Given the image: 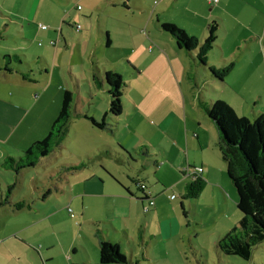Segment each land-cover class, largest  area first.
I'll list each match as a JSON object with an SVG mask.
<instances>
[{
  "label": "rangeland",
  "instance_id": "1",
  "mask_svg": "<svg viewBox=\"0 0 264 264\" xmlns=\"http://www.w3.org/2000/svg\"><path fill=\"white\" fill-rule=\"evenodd\" d=\"M110 1H117L118 6L121 8L125 2V0ZM136 2L137 4L143 3L147 9L163 6L159 0H131V5H136ZM77 3L83 6L82 10H76ZM213 5L216 6L217 4H212L206 0H176L174 6L167 10L158 11L163 8H157V14L162 15V19L166 21L165 23L175 24L179 29L184 30L189 37L195 38V41H193L194 49L192 50V55L196 60L193 59L192 78L195 80L194 82L188 81L185 75L181 78L178 77L179 72L175 70V65L170 63L167 54L172 58L175 57V62L176 60L182 64L185 62L186 67H188V62L191 59L189 57L186 59L183 51L175 48L170 51L164 45L160 47L158 40L149 39L148 32L144 34V57L142 55V58L138 60L139 65L143 68V73L140 76H134L135 73L129 69L125 56H123L129 50L124 51L122 49L123 42L119 40L120 45H118L117 51L115 46L110 49L101 47L98 52L100 60L98 59L97 62L100 75H103L104 69H110L120 74L122 80L130 85L124 90V92H128L122 99L128 102L133 100L137 106L135 108L129 107L127 109L129 113L127 114L124 111L120 117L121 124L119 128L115 127L118 125L116 122L110 120L108 123L113 124L112 131L98 129L84 117L74 116V111H72L67 124L66 135L60 144L54 147V152L41 159L36 167H25L17 173L13 169L7 171L10 172L13 181L11 178L9 179V176L2 173L5 171L4 166L0 167V182L5 187V190H0V193L4 195L6 193V183L12 182L11 184L15 183V185L10 194L11 198L14 201L25 198L32 202L33 198L40 194V189L44 185L43 181L45 179L43 176L47 175L49 181L50 177H53L51 181L56 180L58 179V170L67 167V164L74 160L75 156L90 155L101 143H115L113 146L117 150L119 149L117 141L119 144L122 142L123 145H121L126 149L128 147L127 150H131L129 152L136 158V162L130 159L132 160L131 163H123L122 166L128 173L141 179L138 184L136 183L137 186L140 183L143 184L147 193L150 187H154L155 191H159L158 203L167 202L169 208L175 207L170 215L165 213L156 215L151 206L149 207L151 210L144 213V217L135 223V231L138 229V225L146 228L143 237L137 240L146 250L143 252L145 256L140 254V256H135L132 259L134 264H264V241L252 249L249 260L234 255H225L216 248L217 240L229 233L232 228L238 226L236 215H234L237 212L236 205L233 207L231 200H229L230 206H225L221 196L223 210L220 207L217 211L212 212L213 207L210 204V201H212L211 189L204 187L197 199L189 200L192 204V207H190L192 212L186 217L183 215L180 206V202L184 199L179 197V191L176 188L167 184L168 179L178 172L170 169L167 165L162 167L161 165H155L154 157L142 154L139 157L143 158V162L140 163L138 155L132 151L146 146L150 153H155L163 145L165 146L166 140L153 137L145 128L144 117L147 120H160L166 114H174L175 119L172 127L175 133L178 118L185 107L187 113L194 115V121L198 119L201 123L205 122L202 126H206L207 117L195 106L196 101L194 102L192 99L193 92L196 94L200 91L202 98L207 100L208 103L216 100L225 102L234 110L237 116L246 117L250 121H253L259 114L264 113V0H227L223 7L214 8ZM117 10L121 13L119 9ZM47 11L49 16L52 15L51 18L57 13L60 22L61 17L63 19L65 17L66 21L75 19V22H79L82 31H84L98 24V22L103 25V21L106 20L108 23V16L112 15L108 13L112 12L113 9L108 7L104 0H0V55L4 51L11 55L16 52L21 54L24 59L26 50L19 47L26 43L24 38L32 39V30L39 20L42 23H48L50 18L43 16L47 14ZM89 17L91 22L87 19ZM212 20H216L215 22L218 24L217 37L214 44L207 47L204 44L203 35L207 33L208 21ZM74 23L72 26L75 25ZM54 30L59 31L58 25L54 26ZM151 32L157 38L167 39L169 36L160 33L155 27H152ZM65 33L69 34L66 31ZM96 33H99L98 27ZM79 34L77 32L75 35L78 36ZM56 35L57 33L53 31L55 40ZM35 40L38 42L39 38ZM55 40H49L50 44H52L51 41L54 42ZM149 46L151 47L150 50ZM14 47H17V49L14 50ZM198 56L204 57V66L198 62ZM112 62H115L114 67ZM1 64L3 65V63ZM209 67H212L216 73L209 72ZM188 74H191V72ZM81 85L83 87L81 90L82 100L86 101V91L85 94L83 91L87 84L82 83ZM50 92V89L47 90L44 99H42L45 107H47L45 98L48 97ZM95 98L96 100L92 104L100 109L101 101L97 99L98 97ZM23 102L24 104L18 107L24 109V113L27 115L28 99L24 98ZM73 104H76L78 109L82 107V102L77 100L76 94ZM59 106V102H56L55 105L53 99L50 98V105H48L44 117L38 120L31 118L32 125L28 124V117L30 116L25 117L20 121L16 131L10 135L12 136L10 139L0 141V150L3 148L15 150L17 145H20V150L21 145L25 142L26 145L29 143L27 138H32V142L42 140L48 132V125L51 126L56 118L59 112L58 109H60ZM85 107H87L86 104ZM128 114L130 115L129 118ZM134 114L140 115L142 121L135 122L132 119ZM120 128L121 132L117 133ZM113 132H116L115 135ZM202 132L206 133L207 131L204 129ZM33 139L36 140L33 141ZM25 149H21V151ZM14 156L13 151H11L8 157ZM145 164L147 168L142 167ZM53 169L54 173L52 172ZM64 172L61 170V176L62 174L65 175ZM44 183L46 182L44 181ZM132 187L137 193L140 192L135 184ZM171 193L174 194L175 199H169ZM63 201L61 195H56V197H48L46 201L33 204V207L41 208V212L46 213V216H42L41 212L28 213L25 210H16V208H14L15 210L12 209L16 213L7 216L0 209V226L4 227V222L9 219L15 225H27L26 230L34 231L36 229V234L27 238L32 241L31 243H35V246H38L39 241L48 235L50 238L48 240L54 242L58 241L56 236L61 235V243H65V245L74 243V241L81 242L87 247L90 256H87L77 246L79 251L86 259H92V262L97 261L96 264H99L97 258L92 256L91 252L94 242L97 241V237L93 236L95 232L112 243L118 244L119 250L126 255L127 259L132 258L129 243L126 239L120 233H115L109 229L111 226L107 223L109 221L107 219L110 214L104 213L103 216V211L95 216L88 214L87 220L100 221L97 225L98 230L95 231V228L84 222L85 219L82 220L77 215L73 207H69ZM62 203L63 210H61ZM3 206H0V208H5ZM55 209L56 211L50 214ZM112 224L119 231L123 229L124 224L120 219H115ZM126 227L128 233L131 234L134 227L128 221ZM86 231L90 233L91 237H86ZM41 234H43V237ZM58 238L60 239V237ZM18 244L14 252L16 256L6 258L4 264H69L63 260L62 255L60 256L58 249L51 250L54 259L45 263L46 261L42 262L43 260L33 250L37 247H28L26 243ZM58 246L60 245L58 244Z\"/></svg>",
  "mask_w": 264,
  "mask_h": 264
},
{
  "label": "crops",
  "instance_id": "2",
  "mask_svg": "<svg viewBox=\"0 0 264 264\" xmlns=\"http://www.w3.org/2000/svg\"><path fill=\"white\" fill-rule=\"evenodd\" d=\"M159 1L163 6L157 8L163 9L158 11H163L174 6L176 0ZM226 1L227 0H217V2L212 3L217 5H213L212 7H223ZM104 3L113 9L112 12L108 13L112 14L108 16V23L105 20L103 21V25L99 24L98 22V24L93 25V27H90L89 29L82 31L83 29L81 26V29L76 31L74 25L72 26V24L76 21L75 19L72 21H66L65 17L64 19L61 17L60 22V19H58L59 15H57V13H55L51 18L52 15L50 14L49 16L47 11V14H44L43 16L46 18L48 16L50 18L48 19V23H42L40 20L38 23L45 24L48 27L46 29H41L38 27L37 23L35 28L32 30V39L24 38L26 43L20 45L19 48L26 50V53L24 54L25 58L23 59L21 54L16 52L13 53L12 55H18V61H13V59L11 60L10 65L13 68V72L0 73V83L2 84L0 86V141H7L10 139L12 137L10 135L16 131L20 125V121H22L25 117L30 116L28 117L29 125H32L31 118L38 120L39 118L44 117L47 107L50 105V98L53 99L55 105L56 102H59V105L61 106L64 90L72 91L73 103L75 94L77 95V100L82 102L81 109H78L76 104H73L74 106L72 107V111H74V116L84 117L86 114L92 116L96 120L103 119L107 123L111 120L116 122L118 125L115 127L119 128L121 124L120 117L123 115L124 111L127 114L129 113L127 111L129 107L135 108L137 105L133 100L128 102L122 99L123 109L121 114L118 116H113L111 113H109V97L107 92L105 89L97 86L94 81V77L96 75L98 77H102L106 70H110L104 69L103 75H100V69L97 64L98 59L100 60L98 57V52L101 47H103V49H110L114 46L117 51L120 41L123 42L121 46L122 49L124 51L129 50L125 53L126 55H123L125 56V60L129 65L128 67L132 70V72L135 73L134 76H140L143 73V68L141 65H139L138 60L142 58V55L144 57L145 54V32H148L149 39L158 40L160 47L164 45L170 51H172V48L183 51L186 59H188V57L191 59V61L188 62V67H186L185 62L183 64L177 60L175 62V57L172 58L169 54H167L169 56L170 63L175 65V70L179 72V78L185 75V78L188 81H195L194 79H191L194 70V56L192 55L193 51L191 50L188 53L184 49L178 47L175 40L171 36H168L166 39L157 38L152 34V27H155L157 31H160V33H164L161 31L159 26L162 22L166 21L162 19V15L159 13L157 14V8L147 9L143 3L137 4V2L135 3L136 5H131V0H125L122 8L118 6L117 1L104 0ZM82 9L83 6H81L80 10ZM117 9H119L121 13ZM46 18L45 20H47ZM87 19L91 22L90 17ZM212 21H208V24ZM75 23L80 24L79 22ZM57 25L59 28L58 32L54 30V26ZM97 27L99 28V33H96ZM53 31L57 33L56 40L54 39L55 37H53ZM65 31L69 34H66ZM77 32L80 33L78 36L75 35ZM206 34L203 35V39L206 37ZM105 36H107L109 39L107 44L105 41ZM36 38H39L38 42L35 40ZM49 40L55 41L53 44H50ZM150 48L151 47L149 46V50ZM16 49L17 47H14V50ZM5 54L9 53L4 51V53L0 55V64L3 63V55ZM112 64L114 67L115 62H112ZM124 68L126 67L124 66ZM27 72L28 77L32 80L22 77V73ZM190 72L191 74H188ZM82 83L87 84L83 91L84 94L86 91V101H84V99L82 100ZM129 86L130 85L128 83H125L124 90ZM49 89L51 92L48 97L45 98V102L47 104V107H45L42 99H44V95ZM124 90L123 96L128 92H124ZM201 95L202 94L200 91H198L196 94L193 92L192 99L194 102L196 101L195 106L200 110V112L206 115L205 112L197 105L198 98H201L204 102L208 103L207 100L202 98ZM95 97H98L97 99L101 101L102 110H100L101 108L98 109L97 106L92 104L96 100ZM24 98L28 99V109L26 111L27 115H25L24 109L18 107L24 104ZM85 104L87 107H85ZM127 116L129 118L130 115L128 114ZM206 117V126H202V124L205 122L201 123V121L198 119L194 121V115L192 116V113H187L184 107L180 117L178 118L176 128L177 130L175 133L172 127L175 119L174 114H166L160 120H147L144 117L146 122L145 128L148 130V132H150L151 135H153V137L159 138V140H166L165 146L163 145V147L158 149L155 153H150L146 146H142L139 149H134L132 151L138 155V160L140 163L143 162V158L139 157L142 154L148 157H154L155 165H161V167L167 165L170 167V169L176 170L178 173L173 174L170 179H168L167 184L168 186H172L173 188H176L177 191H179V197L183 193L185 185L189 183L191 179L184 169L188 166H201L203 169L201 175L205 179V188L211 189L212 201H210V204L213 207L212 212H215L220 209V207L223 210L221 196L225 202V206H230L229 200H231V204H233L234 207V205H236L237 194L235 188L232 186L229 178L227 177L226 162L223 159L220 150L217 127L207 115ZM132 119H134V121L137 123L142 121V117L136 114H134ZM112 125L113 124H109V128L106 130L109 129L112 131ZM49 126L50 125H48V131L50 129ZM204 129L207 131L206 133L202 132ZM120 132L121 128L117 130V133ZM34 140L36 139H33V141ZM27 142H29L27 145L26 142L25 144L21 145V149L27 148L32 142V138H27ZM120 143L122 144V142ZM114 144L115 143L112 142L101 143L100 146L91 152L90 155L92 156L96 154L99 148L108 146L111 149L110 154L107 156H101L100 158L92 162L85 163L78 168L73 167H76V165L82 161V158L90 155L75 156V159L68 163L67 167H62V172L65 170L64 176L63 174L61 176V170H58V179L56 180L54 179L51 181L53 177H50L49 181L47 180L49 179L47 175H45V177L43 176L46 183L43 181L44 185L40 189V194L33 198L34 202H30L25 198H21L17 201L22 200L25 203V206L22 207L21 210H25L28 213H40L41 208H35L33 207V204L46 201L48 197H56V195H61V197L64 199L63 203L68 204L69 207H73L75 212H77V215H79L82 220L85 219L84 222L95 228V231L98 230L97 225L100 221L87 220L88 214L95 216L96 214H99L100 211H103V216L104 213L110 214L108 215L107 219L109 220L107 223H109L111 226L109 229L113 230L115 233H120V235L124 237L129 243V250L132 256L130 260L132 261L135 256L138 257L140 254L144 255L143 252L146 250V248H144L143 245L137 241L139 238L143 237L146 228H142L140 225H138V229L135 231L134 226L136 222L144 217L143 214L146 213L143 210V206L147 203V199L142 198L148 197L154 200V205L151 207V209L155 211L154 213L156 215L162 213L170 215V212H173L175 207H170V209L167 202L163 204L158 203L159 200L157 196L159 195V191H155L154 187H150L147 193L144 189L140 188V185L137 186L141 179L139 177H134L131 173H128V171L126 169L124 170L122 166L123 163H131L132 160L136 162V158L131 155V152H129L131 150H127L128 147L127 149L124 148L122 146L123 144L121 145L117 141V146L119 149L116 150L113 146ZM19 146L20 145H17L15 150H7L5 148L0 150L1 168L2 161L6 157L10 156L11 151H13L15 155L13 158H18L22 155L20 153H23L24 150H19ZM52 152H54V150ZM43 158L44 157L41 159ZM131 158L132 160H130ZM37 164L32 167H36ZM144 166L142 167L147 168L146 164ZM3 169H5V171L2 173L9 176L10 179L11 174L7 171H11V169H6L4 167ZM52 172L54 173V169ZM15 176H17V174H15ZM31 180L34 181L33 178H31ZM11 183H6V191ZM13 184L15 185V183ZM133 184L136 185L137 190L140 192L137 193L133 189ZM0 190H5V187L1 184V182ZM2 195L3 193H0V196ZM171 195L174 194L171 193L169 195V199H173L170 197ZM10 201L17 202L14 201L11 196ZM184 201H182V210L186 212L184 216L187 217L188 214L192 212L190 209L192 204L187 199H184ZM63 203L61 205V210H63ZM3 207L5 208L0 209L7 216H11L16 213V211L12 210L14 209L12 204H5ZM151 209H149V211ZM55 211L56 209L51 211L50 214ZM234 215H236L238 221V213L235 212ZM42 216H46V213L43 212ZM115 219H120L124 224L121 231L113 227L112 223H114ZM127 221L134 227L131 234L128 233V229L126 227ZM4 223V227L0 226V264H4L6 258L16 256V253L14 252L19 245L18 243H26L28 247L36 245L35 243H31V240L27 239L31 235L36 234V229L34 231L26 230L27 225H15L11 223L9 219H6ZM168 228L170 230V226ZM41 236L43 237V234H41ZM57 236L60 237V239ZM57 236V242L49 241L48 239L50 238L48 235L39 241V245L35 246L37 248L34 249L32 247L39 258L43 260L42 262L46 261L45 263H47L50 260L52 261L54 259V255L51 253V250L58 249L60 256L62 255L63 260L69 264L97 263V261L92 262V259H86L85 256L79 251L80 248L87 256H90L88 254L89 251L87 247H85L81 242L74 241V243L65 245V243H61V235ZM93 236L97 237L95 232L93 233ZM86 237H91L90 233L87 231ZM57 243L60 246H58ZM91 252L92 256H95L97 258L96 260H98V263L101 264L99 261L98 239L96 242H94L93 250Z\"/></svg>",
  "mask_w": 264,
  "mask_h": 264
},
{
  "label": "trees",
  "instance_id": "3",
  "mask_svg": "<svg viewBox=\"0 0 264 264\" xmlns=\"http://www.w3.org/2000/svg\"><path fill=\"white\" fill-rule=\"evenodd\" d=\"M78 5L80 6L79 9L77 8ZM75 8L80 10L81 5L77 3ZM74 24L76 25L77 23ZM217 27L218 24L215 21L206 26L205 46L209 47L214 44L217 37ZM159 28L171 36L178 47L188 53L194 49L193 41H195V38L189 37L177 25L162 22ZM105 41L106 44L109 42L107 36H105ZM12 59L13 61H18V55H3V65L0 64V73L1 71L6 73L13 72V68L10 65ZM198 60L201 65H205L204 57L198 56ZM194 61H196L195 58ZM208 71L212 74L216 73L212 67H209ZM22 77L32 80L28 77V72L22 73ZM191 79L193 80V78ZM94 81L97 86L107 92L109 113L113 116L121 114L125 87L121 75L114 71L106 70L102 77L96 75ZM197 100V105L217 127L220 150L226 162L227 177L237 194L238 226L221 236L216 242V248L225 255H234L244 260H249L252 249L264 241V113L259 114L253 121H250L246 117L237 116L234 110L221 100L211 103H206L201 98ZM72 107L73 93L70 90H64L59 112L44 138L40 141L32 142L18 158L6 157L1 163L2 166L18 172L25 167L35 166L42 157L49 155L66 135ZM84 117L98 129L108 128V123L103 119L96 120L86 114ZM110 150L109 146L99 148L96 154L82 158V161L73 168H78L101 156H107L110 154ZM13 187L14 184L8 186L6 193L0 198V206L12 204L14 208L21 209L25 206L24 201H10ZM204 187L205 179L200 174L195 178H191L190 182L185 185L180 198L187 200L196 199ZM180 206L183 208L182 202ZM185 214L186 212L183 211V215ZM96 235L101 264H134L133 261L127 259L126 255L121 253L118 244H114L98 234Z\"/></svg>",
  "mask_w": 264,
  "mask_h": 264
},
{
  "label": "built area",
  "instance_id": "4",
  "mask_svg": "<svg viewBox=\"0 0 264 264\" xmlns=\"http://www.w3.org/2000/svg\"><path fill=\"white\" fill-rule=\"evenodd\" d=\"M206 1L207 2H211V3L217 2V0H206ZM77 8L79 9L80 6L78 5ZM38 26L40 28H43V29L46 28V25L41 24V23H39ZM79 29H80V25L79 24H76L75 25V30L78 31ZM51 43L53 44L54 42L51 41ZM202 170L203 169H202L201 166H196V167H190V166H188V167H186L184 169V171H186L191 178H195L196 176L200 175L202 173ZM140 188L141 189H144V186L141 183H140ZM170 197L171 198H174L175 196L174 195H171ZM146 199H147V203L143 206V210L145 212H147L149 210V207H151V206L154 205V200L152 198L146 197Z\"/></svg>",
  "mask_w": 264,
  "mask_h": 264
}]
</instances>
